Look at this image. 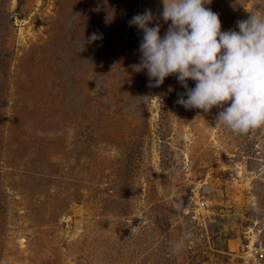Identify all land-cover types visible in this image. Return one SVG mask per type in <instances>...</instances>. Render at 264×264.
Wrapping results in <instances>:
<instances>
[{"label":"rangeland","instance_id":"374dc122","mask_svg":"<svg viewBox=\"0 0 264 264\" xmlns=\"http://www.w3.org/2000/svg\"><path fill=\"white\" fill-rule=\"evenodd\" d=\"M205 7L229 30L264 0ZM145 9L0 0V264H264V126L177 104L174 75L149 87Z\"/></svg>","mask_w":264,"mask_h":264},{"label":"clouds","instance_id":"9594fccd","mask_svg":"<svg viewBox=\"0 0 264 264\" xmlns=\"http://www.w3.org/2000/svg\"><path fill=\"white\" fill-rule=\"evenodd\" d=\"M211 3L162 0L158 14L145 9L132 16L129 26L142 32L140 61L132 68L146 71L149 87L174 75L186 89L177 104L205 114L216 107L217 124L246 134L264 126V13L247 10L248 17L238 20L236 28L222 30L219 14L205 7ZM160 18L170 22L163 36ZM101 38L93 33L87 39ZM189 79L195 87H189Z\"/></svg>","mask_w":264,"mask_h":264},{"label":"bare ground","instance_id":"6f19581e","mask_svg":"<svg viewBox=\"0 0 264 264\" xmlns=\"http://www.w3.org/2000/svg\"><path fill=\"white\" fill-rule=\"evenodd\" d=\"M232 242H233V240H232ZM235 242V243H234ZM233 243H231V242H229L228 243V246H229V249H230V251H235V250H237V245H236V241H234ZM250 243H252V240H250ZM251 244H249V246H250Z\"/></svg>","mask_w":264,"mask_h":264}]
</instances>
